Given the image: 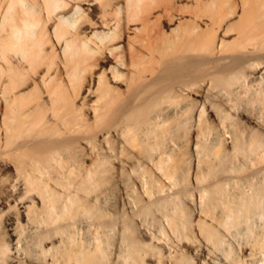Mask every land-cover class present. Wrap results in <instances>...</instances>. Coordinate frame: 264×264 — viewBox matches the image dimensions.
I'll return each mask as SVG.
<instances>
[{"label":"bare ground","instance_id":"1","mask_svg":"<svg viewBox=\"0 0 264 264\" xmlns=\"http://www.w3.org/2000/svg\"><path fill=\"white\" fill-rule=\"evenodd\" d=\"M0 264H264V0H0Z\"/></svg>","mask_w":264,"mask_h":264},{"label":"rangeland","instance_id":"2","mask_svg":"<svg viewBox=\"0 0 264 264\" xmlns=\"http://www.w3.org/2000/svg\"><path fill=\"white\" fill-rule=\"evenodd\" d=\"M104 190V187H101L100 189H98V192L97 193H100V192H102ZM138 192L137 190H134V189H132V190H130L129 189V194L131 193V195H134V197H136V192ZM115 197V198H114ZM112 201L114 200V204H118V201H119V195H118V193H117V191L116 192H113V195H112ZM117 201H116V200ZM116 201V202H115ZM158 220V221H157ZM193 220H195V216L193 217ZM141 221H142V219H141ZM153 223V224H152ZM147 224L150 226V227H152L153 228V231H155V234H157V235H163V238L165 237L164 235H171L168 231H167V233L165 234H158V227L160 228V226H161V223L159 222V218L158 217H153V216H151L150 218H149V222H147ZM146 226V225H145ZM145 226H143V228H146ZM157 226V227H156ZM142 227V226H141ZM142 231H144V229H140V227L139 228H137V231H136V236L138 237V238H140V239H142L141 237H140V235H143L142 234ZM139 235V236H138ZM148 235H150V234H148ZM192 235H194L195 236V238H196V240L198 241V234H197V231L195 230V232L192 234ZM167 238V240L164 242V239H163V241H162V243H153V244H156V245H158V247H164L165 246V243H167V244H170V243H172V241H169L168 242V240H169V238L168 237H166ZM234 238V237H233ZM195 239H194V241L193 240H186V241H183V243H182V249H185V247H186V251L184 252L186 255L188 254V255H191L190 257H193V261L196 259V257H197V255H195V253L194 252H192V250L193 251H195V249H197V242H195L196 241ZM236 240H238V239H236V238H234V239H230L229 237H228V244L230 243V244H232V245H235V243H236ZM235 241V242H234ZM184 242L188 245H186V244H184ZM164 243V244H163ZM190 243V244H189ZM195 243V244H194ZM234 243V244H233ZM167 244H166V249H163V251H161V252H163V254H166V251L168 252L169 251V248L171 247V246H169V248H168V246H167ZM184 246V247H183ZM173 248V247H172ZM171 248V249H172ZM180 248V247H179ZM188 249V250H187ZM164 250H165V252H164ZM154 252V256H153V260L156 262V261H158V260H160V259H162L163 260V254H161L160 252H159V250H154L153 251ZM156 252V253H155ZM169 252H172L173 254H174V252H173V250H171V251H169ZM192 252V253H191ZM160 253V254H159ZM159 255H161V256H159ZM159 256V257H158ZM166 256V255H165ZM164 256V257H165ZM240 256V255H239ZM242 257V256H241ZM152 261V260H151ZM153 261V262H154ZM195 262L197 263L198 262V260L196 259L195 260Z\"/></svg>","mask_w":264,"mask_h":264},{"label":"clouds","instance_id":"3","mask_svg":"<svg viewBox=\"0 0 264 264\" xmlns=\"http://www.w3.org/2000/svg\"><path fill=\"white\" fill-rule=\"evenodd\" d=\"M18 7H22V5H17L15 3H7L5 6V14L6 16H10L12 15L13 11L18 8Z\"/></svg>","mask_w":264,"mask_h":264}]
</instances>
